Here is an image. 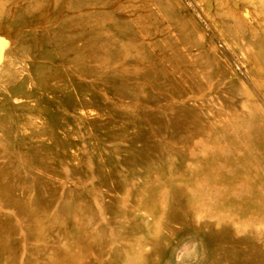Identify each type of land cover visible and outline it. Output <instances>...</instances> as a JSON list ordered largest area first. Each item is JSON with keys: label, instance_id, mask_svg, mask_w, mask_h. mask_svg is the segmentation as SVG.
Here are the masks:
<instances>
[{"label": "rangeland", "instance_id": "1", "mask_svg": "<svg viewBox=\"0 0 264 264\" xmlns=\"http://www.w3.org/2000/svg\"><path fill=\"white\" fill-rule=\"evenodd\" d=\"M0 264H264V0H0Z\"/></svg>", "mask_w": 264, "mask_h": 264}, {"label": "bare ground", "instance_id": "2", "mask_svg": "<svg viewBox=\"0 0 264 264\" xmlns=\"http://www.w3.org/2000/svg\"><path fill=\"white\" fill-rule=\"evenodd\" d=\"M33 60V59H32ZM67 68V67H66Z\"/></svg>", "mask_w": 264, "mask_h": 264}]
</instances>
